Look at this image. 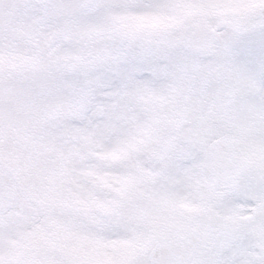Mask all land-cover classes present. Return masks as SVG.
<instances>
[{"label":"snow or ice","instance_id":"6c2138e0","mask_svg":"<svg viewBox=\"0 0 264 264\" xmlns=\"http://www.w3.org/2000/svg\"><path fill=\"white\" fill-rule=\"evenodd\" d=\"M0 264H264V0H0Z\"/></svg>","mask_w":264,"mask_h":264}]
</instances>
